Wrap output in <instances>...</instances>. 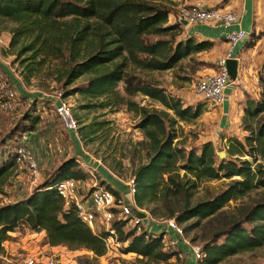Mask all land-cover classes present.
I'll return each mask as SVG.
<instances>
[{"label": "trees", "instance_id": "16d2710c", "mask_svg": "<svg viewBox=\"0 0 264 264\" xmlns=\"http://www.w3.org/2000/svg\"><path fill=\"white\" fill-rule=\"evenodd\" d=\"M172 13L155 0H0V18L20 24L11 30L10 45L14 47L22 38L34 37L21 47L20 55L33 51L32 58L64 56L66 66L61 69L59 80H65L66 84L88 77L87 85L66 90V96L80 92L86 97L103 98L99 103L103 108L125 103L140 116L137 126L147 138L143 144L147 147L148 162L140 165L134 175L137 205L144 207L184 197L186 202L182 208L173 209L166 216H174L180 224L198 219L184 228L189 232L202 220L221 215L231 200L264 189V70L258 74L259 98L248 97L243 108L240 125L243 137L234 131L222 135L227 142L228 157L221 158L211 140L203 142L198 149L180 146L175 141L178 122L198 118L205 104L184 105L179 96L132 71L173 69L183 59L215 47L216 41L209 38L187 35L178 39L182 23L177 18L178 22L168 24ZM256 34L255 30L251 32L245 43L247 49L256 45ZM120 83H124L129 97L141 93L160 102L167 110L150 109L126 98L118 91ZM35 104H31L35 109L22 121L20 132L14 129L10 138L37 129L41 116L36 113ZM100 125V122L93 123L82 130L90 128L95 133ZM21 140L11 151L6 152L0 146V187L16 171V147L22 144ZM92 177L94 173L84 169L72 156L27 196L0 205V252L10 233L26 226L36 232L45 231L43 245H66L71 250L87 249L95 256L104 255L109 232L94 233L75 207L65 206L57 191L58 183L63 180L85 181ZM221 178L231 179L226 188L190 204L202 181ZM98 186L114 191L117 196L122 193L109 182L102 181ZM151 212L158 214L155 209ZM130 220L115 219L112 224L117 240L125 243L123 253H136L156 263L168 262L176 255L165 250L161 233L138 232L135 228L125 231ZM201 245L204 255L198 264H219L230 256L264 246V200L246 207L239 218L205 235Z\"/></svg>", "mask_w": 264, "mask_h": 264}, {"label": "rangeland", "instance_id": "374dc122", "mask_svg": "<svg viewBox=\"0 0 264 264\" xmlns=\"http://www.w3.org/2000/svg\"><path fill=\"white\" fill-rule=\"evenodd\" d=\"M217 1L155 0L159 5L168 7L173 12L168 24L178 22L180 8L184 5L199 2L205 5V3ZM219 1L224 3L228 0ZM216 7L221 8L219 5ZM19 25L15 21L0 18V35L4 41V43L0 42V72H4L8 76L10 85L16 92L15 108L11 112H0V146L6 152L11 151L15 143L23 138L18 134L10 138V135L14 129L18 133L20 132L19 127L23 125L22 121L27 114L35 109L31 104L36 102L35 106L38 110L36 113L41 116V121L37 125L35 136L39 137L40 143L48 145L52 150V159L44 168L40 165L41 178L38 182L15 171L0 187V205L28 195L35 184L42 183L50 176L57 168L55 166L72 156L77 158L84 169L94 173V177L85 180L84 187L87 190L95 184L99 185L105 181L126 193L125 182L135 175L140 165L148 162L147 147L143 144L147 138L137 126L140 116L130 110L125 103L103 108L99 105L101 101H104L103 98L86 97L80 92L66 96V90H74L77 86L87 85L88 77L83 76L73 83L66 84L65 80H59L60 71L66 66L64 56L53 58L37 55L32 58L33 51H26L20 55L21 47L29 44L34 37H24L20 43L12 47L10 45L11 30ZM188 27L189 24L182 25V33L177 36L178 39L189 35L190 27ZM256 35V43L260 42L259 49L256 48L257 51L254 54L245 56L238 70L236 81L229 86L234 95L230 115H227L224 105L210 102L196 91L197 81L205 74L213 73L218 68L220 54L217 48L195 53L169 70L132 69L143 80L158 84L164 87L168 93L179 96L184 105L195 107L200 103L205 104L204 110L198 118L191 122H178L176 126L178 138L175 141L178 140L180 146L187 150L198 149L203 142L211 140L218 153L225 152V157H228L227 142L223 141L222 135L229 130H233L240 136L243 135L244 132L240 125L246 99L248 97L258 99L260 96L258 74L264 70V30L260 29ZM118 91L139 105L150 109L167 110L160 102L141 93L129 97L125 92L124 83H120ZM59 93L69 102L73 114L79 122L78 136L64 128L56 112ZM87 104L90 105L87 106ZM169 112L172 113V111ZM98 122L101 123L98 131L94 133L90 128H87L88 131L83 133L86 131L82 130L83 127ZM181 174L183 175V172ZM230 181L229 178L202 181L195 190L190 204L216 195L226 188ZM183 198H172L168 202H154L144 207L136 205V211L146 213L145 219L141 223V229L134 222H129L125 226V231L135 228L141 232L144 230V227L142 228L144 222L149 225L157 219L171 218L172 216L166 215H169L173 209L179 211L186 202V199ZM261 200H264V189L255 190L248 195L231 200L223 208L221 215L202 220L198 227L185 232V235L201 244L205 235H209L217 228L224 227L228 221L239 218L246 207ZM152 209H155L158 214L154 215L151 212ZM196 221L198 219L193 218L182 225L185 228ZM148 232H153V230ZM10 235L11 237L3 244L4 250L0 252V264H22L26 255H55L58 260L57 264H189L190 262L188 253H184L182 257L176 253L168 262L158 263L147 260L136 253H123L122 249L125 243L118 241L117 236L114 242H111L107 247L104 255L95 256L92 251L87 249L71 250L66 245H58L56 249L43 246L45 231L36 232L26 226H20ZM219 264H264V246L230 256Z\"/></svg>", "mask_w": 264, "mask_h": 264}, {"label": "built area", "instance_id": "2783aa9c", "mask_svg": "<svg viewBox=\"0 0 264 264\" xmlns=\"http://www.w3.org/2000/svg\"><path fill=\"white\" fill-rule=\"evenodd\" d=\"M178 20H186L188 24L199 22L218 23L224 29V38L228 44L227 52L218 59V68L213 73L205 74L196 84V91L206 100L222 105L226 101V90L231 84L227 61L237 58L234 49L249 37L250 33L241 27L239 13L234 9L206 6L202 3H191L180 8ZM183 25V24H182ZM0 42L3 39L0 35ZM56 112L63 126L68 131L79 135V122L73 114L71 105L65 97L57 95ZM16 92L10 85V79L4 72H0V112H11L15 108ZM27 134L22 138V144L16 147V171L38 182L41 178V169L37 155L27 140ZM86 181L79 179H66L58 183V194L64 200L66 207H75L82 221L91 228L94 233L108 231L105 239L107 247L114 242L116 229L112 224L115 219L131 218L141 229V223L145 218L136 215L137 205L135 194V176L128 179L126 193L117 196L114 191L104 186L95 184V188L86 189ZM36 185V184H35ZM34 185V187H35ZM33 187V188H34ZM33 188L31 190H33ZM121 215V217H119ZM151 233L163 234L165 250L176 252L179 256L189 254V264H198L203 257L204 251L198 241H193L185 235V230L175 217L161 218L142 228ZM55 255H26L22 264H57Z\"/></svg>", "mask_w": 264, "mask_h": 264}, {"label": "crops", "instance_id": "0c3cea01", "mask_svg": "<svg viewBox=\"0 0 264 264\" xmlns=\"http://www.w3.org/2000/svg\"><path fill=\"white\" fill-rule=\"evenodd\" d=\"M205 5L206 6L219 5L221 8L236 10L240 16L241 27L247 30L250 33V35L253 30H255L256 33L260 29L264 30V0H228L224 3H220V1L218 0L217 2L205 3ZM189 27H190V32L188 33L189 35H195L196 37L199 38H209L215 40L216 45L214 48H217V51L220 54L219 56H222L227 52L228 44L224 38L225 29L220 24L199 22V23L189 24ZM250 35L247 38V40L250 38ZM247 40H245L244 43H241L239 46H237L234 49V54L239 60V68L241 67V62L243 61L245 56H247V54H254V52L257 51L256 48L259 49V45H260L259 41L258 43H256V45L247 49L245 46ZM229 86L226 90V95H227L226 101L222 104L226 107L227 115H230L232 113L231 111L233 108L232 106H233V98H234L233 91ZM229 131H233V130H229ZM35 133L37 132L35 131L29 132L27 134L28 136L27 140L28 143L32 144V147L34 146L33 149L37 155L39 165H41V167L44 168V166L52 159L51 157L52 150L48 147V145H44L43 143H40V139L39 137L35 136ZM71 133L74 134L73 132ZM43 246H49L53 249H56L58 247V245L50 246L48 244H44Z\"/></svg>", "mask_w": 264, "mask_h": 264}, {"label": "water", "instance_id": "95a60500", "mask_svg": "<svg viewBox=\"0 0 264 264\" xmlns=\"http://www.w3.org/2000/svg\"><path fill=\"white\" fill-rule=\"evenodd\" d=\"M181 23L183 25H188V22L186 20H181ZM227 66L229 69V75H230V82L233 83L236 81L238 77V70H239V60L237 58H230L227 61ZM220 157L223 158L226 156L225 152L219 153ZM136 215L140 218H144L146 216V213L136 211Z\"/></svg>", "mask_w": 264, "mask_h": 264}]
</instances>
